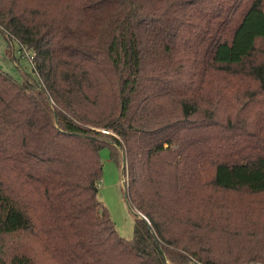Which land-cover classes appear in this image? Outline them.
<instances>
[{
	"label": "trees",
	"instance_id": "16d2710c",
	"mask_svg": "<svg viewBox=\"0 0 264 264\" xmlns=\"http://www.w3.org/2000/svg\"><path fill=\"white\" fill-rule=\"evenodd\" d=\"M0 30L35 74L0 70V264H264V0H0Z\"/></svg>",
	"mask_w": 264,
	"mask_h": 264
},
{
	"label": "rangeland",
	"instance_id": "374dc122",
	"mask_svg": "<svg viewBox=\"0 0 264 264\" xmlns=\"http://www.w3.org/2000/svg\"><path fill=\"white\" fill-rule=\"evenodd\" d=\"M22 54L24 53L21 52L19 44L16 42L10 44L0 30V70L9 74L19 83L24 81L23 74L25 73L35 77L31 62ZM100 156L103 164V176L98 199L108 209L118 234L130 240L134 236L135 216L142 217L136 212L137 215H135L127 202L123 166L119 167L111 159L109 148H104Z\"/></svg>",
	"mask_w": 264,
	"mask_h": 264
},
{
	"label": "built area",
	"instance_id": "2783aa9c",
	"mask_svg": "<svg viewBox=\"0 0 264 264\" xmlns=\"http://www.w3.org/2000/svg\"><path fill=\"white\" fill-rule=\"evenodd\" d=\"M17 43V42H16ZM20 46V45H19ZM20 49H21V52L24 53L22 54V56L26 57L29 59V61L31 62L32 66H34V54L32 51H29L27 48H24V47H21L20 46ZM103 133L105 134H109L110 132L109 131H103Z\"/></svg>",
	"mask_w": 264,
	"mask_h": 264
},
{
	"label": "water",
	"instance_id": "95a60500",
	"mask_svg": "<svg viewBox=\"0 0 264 264\" xmlns=\"http://www.w3.org/2000/svg\"><path fill=\"white\" fill-rule=\"evenodd\" d=\"M124 167H125V162L123 163V168H122V170H123V175H124ZM124 181V183H125V179L123 180ZM126 186V185H125ZM134 214H135V212H134ZM139 214V213H138ZM135 215H137V214H135ZM140 216L143 218V219H146L143 215H141L140 214ZM147 220V219H146Z\"/></svg>",
	"mask_w": 264,
	"mask_h": 264
}]
</instances>
